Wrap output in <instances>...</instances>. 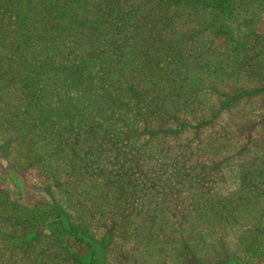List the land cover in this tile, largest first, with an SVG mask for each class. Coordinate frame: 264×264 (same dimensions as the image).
<instances>
[{
	"label": "rangeland",
	"instance_id": "obj_1",
	"mask_svg": "<svg viewBox=\"0 0 264 264\" xmlns=\"http://www.w3.org/2000/svg\"><path fill=\"white\" fill-rule=\"evenodd\" d=\"M156 1L0 0V264H264V201L249 220L239 206L253 189L245 164H264V96L238 103L234 88L257 85L229 79L232 61L249 59L234 54L251 41L243 28L264 39V0H228L212 32L204 9L214 0ZM133 50L146 53L142 69ZM198 61L230 66L223 84L213 79L211 102L226 106L207 141L137 130L145 91L132 80L177 86ZM259 64L264 75V54ZM131 155L141 168L127 169ZM56 207L74 235L61 231Z\"/></svg>",
	"mask_w": 264,
	"mask_h": 264
},
{
	"label": "trees",
	"instance_id": "obj_2",
	"mask_svg": "<svg viewBox=\"0 0 264 264\" xmlns=\"http://www.w3.org/2000/svg\"><path fill=\"white\" fill-rule=\"evenodd\" d=\"M158 1L159 0H157L156 2ZM221 1H223L225 5H223ZM150 2H153V0H150ZM191 3H198V2L196 0H192L190 1V4ZM175 4L176 3L174 2L167 1L166 8L168 10L171 9L178 11L179 10L178 6H180V4L183 3H177L178 5ZM230 5L231 4H229L228 0H214L212 3H210L211 6L210 11H209V6L206 8V10L204 9V11H208V13L204 15L205 16L204 20L208 18V24H206L205 26L206 32H212L213 28H216L217 26L220 25L218 19L222 17V12L223 15L231 12L230 8L227 9V7H230ZM159 6L160 5L158 4L157 7ZM166 15L167 14L165 13L164 14L165 19H166ZM164 23L165 24L167 23L166 20L164 21ZM239 27L242 29V25H240ZM243 30L247 31L251 41L246 42V44L240 43V46L235 48L234 54L239 58L249 56V59L247 60L245 57L244 60L245 62L243 65L241 64V62H234L233 64L232 61L230 65L231 68H233L232 70H234L235 72L229 76V79L230 82H233L234 86H236L239 82H241V76H244L247 79L244 82V85L255 84L257 86L253 87L248 92H246V90L242 88L240 89L234 88L232 94H234L236 100H239L238 103L248 96H255L258 94L264 96V75L262 74V71L259 69L261 65L259 64V61L261 62V57H263L264 54L263 53L264 39L261 37H257V34H254L255 31L253 30L252 27L248 29L243 28ZM166 32H170V30H166ZM139 37L140 36L137 34V31H134L132 32V39H130L129 42L132 45H135ZM175 51L176 50L172 52V56L175 54L174 53ZM141 55L142 56L146 55V53L141 54V53H137L135 50L132 51V61L136 64L138 68L142 69L143 64L146 63V60L145 61L138 60V58ZM123 59H124L123 57L119 56L117 58V61L114 62V65H116L115 66L116 69L120 67V63L121 64L123 63ZM224 65L222 63H218L215 67L211 68L209 62L201 64V62L198 61L194 66H191L192 74L187 79L185 78L184 80H180L179 81L180 84L177 86L173 84L167 87V84H165L163 81L152 82V77L143 78V79L139 78V81L132 80V82L135 84V88L138 87L140 82V86L141 88L144 89L145 94L141 102L138 103L136 106V112L138 111L140 115L139 117H136L135 114L133 120H131L132 121L131 123L135 127L140 126V128H137V130L142 131L143 129V131L147 132V135L149 136L152 135L151 138L153 137V140L160 136L159 133H165L166 134L165 137L172 135L173 138L175 139L181 137L186 131H188L190 132V134L186 138L190 139L189 146L192 145L200 146L201 144L200 142H202L203 140L207 141V136L212 132V129L214 127L213 123L217 124L220 122L222 111L226 106L225 101L221 100L220 102H218L219 106L217 105V107H215L211 102L212 99L210 98V96L212 97L213 95L211 89L215 87L213 86V82H215L216 79L220 78L221 81L219 82L223 84V82L227 80V76H228L227 74L229 72L230 66L225 67ZM142 72H145V70H143ZM161 72H163V70ZM120 73L122 74L123 70ZM134 78L137 79L136 77ZM119 82L120 80L114 81V85H118ZM208 90H209L208 98L206 97L201 99L203 95L202 92L205 93ZM197 98H199V100ZM224 98H226V95L224 96ZM238 103L235 104V106L239 105ZM200 108H203L202 112L199 111ZM87 114L88 111L84 112L82 114V117L78 119L77 123H86ZM251 115H253V113ZM235 117L239 119L241 117V114H236ZM250 123L251 122H249L248 124ZM244 126L249 128L247 124H245ZM202 130H208V133L205 135L206 137L200 139L199 135ZM252 131H255V128ZM236 132L240 135L239 137L240 139L244 138L243 135L244 133L240 128V126L236 127ZM78 133L79 132H77V136H79ZM119 135L121 136V133ZM54 137L56 138L55 141L61 144L64 143L65 140L71 139L67 135L61 136V133H57L56 136ZM75 139H77V137ZM258 140L261 141V144L264 147V131H262L261 134H258ZM120 143L121 140L118 137H116L115 134L114 151H117L116 153L117 155L121 154L123 157H125L126 156L125 152L121 151L122 147ZM148 143H150V145L152 144L150 140ZM253 148L254 146L246 148L247 150L244 151V157H247V155H249L248 158H252L253 155L257 153V151ZM101 149H105V146L102 145ZM148 149L143 150L140 153L146 152ZM149 152L153 153L152 150H150ZM128 154H137V153L129 152ZM89 158L90 157H87L88 160ZM133 158H137V156L134 155L127 156L126 159L128 160L127 164H129L130 162H134L130 164L127 167V169L134 170L137 167L141 168L140 166L141 164L135 162ZM93 160L96 161L94 157ZM252 161L253 159H250L249 162L246 163L244 167V170L253 168L252 173L254 174V176L248 182L253 187V189L250 192L251 197H249L248 200H242V202H240L239 204V206L243 207L244 215L241 216H243L247 220L249 219L246 216H251L253 212L255 213L257 208L261 205V202L264 201V164L257 165L254 164V162ZM142 181L145 180L142 179ZM132 183H133V187H147L149 185L147 183L140 182L139 178H134ZM155 183H156L155 181L152 182V184ZM138 202H140V200H138ZM54 213H55V218L58 221L57 224L60 226L61 231H63L64 233L69 232L71 235H74L72 229L62 223L63 219L57 207L54 209ZM262 217L263 216L260 215L258 221ZM200 233L201 236L205 235L202 232Z\"/></svg>",
	"mask_w": 264,
	"mask_h": 264
}]
</instances>
